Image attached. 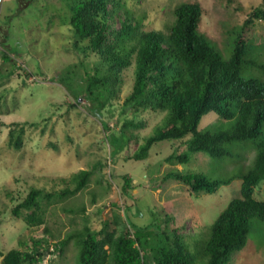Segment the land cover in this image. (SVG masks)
<instances>
[{
  "label": "rangeland",
  "instance_id": "1",
  "mask_svg": "<svg viewBox=\"0 0 264 264\" xmlns=\"http://www.w3.org/2000/svg\"><path fill=\"white\" fill-rule=\"evenodd\" d=\"M187 1L202 5L200 30L225 57L232 52L240 26L255 8L264 6V0H127L126 8L133 15V23L140 22L141 31H168L175 20L174 8ZM24 2H0V121L5 123L0 124V254L12 248L29 249L33 237H45L50 242L70 238L63 252L53 246L46 249L38 264H79L78 234L85 225L99 230L106 221L109 231L115 229L119 233L131 228L142 234L143 226L164 227L168 216L172 219L167 228L177 227L190 245L195 238H207L220 212L239 195L242 180L221 186L213 194H193L180 181L166 180V174L178 168L215 178L229 177L240 164H252L255 148L238 149L243 155L240 164L234 158L241 143L232 145V157L217 159L196 153L189 163L171 164L166 158L182 150L184 143L165 140L153 145L147 159H130L165 116L164 111L126 109L125 99L134 84V65L122 72L118 96L104 109L102 118L94 115L93 104L86 97L82 96L81 103L76 105L68 84L59 78L73 66L84 74L82 62L88 68L98 58L95 54L86 56L81 50L86 42L75 46L76 37L65 18L70 10L62 0ZM123 18L124 10L110 21L114 29L121 27ZM246 32L264 61V20L255 19ZM2 53H8L11 59L5 60ZM131 119L143 125L128 128L133 137L127 151L113 153L109 136ZM14 122L29 123L25 125L21 149L9 145ZM32 122L37 125H31ZM229 127L230 123L213 111L199 123V129L217 131ZM82 169L94 170L89 185L73 196L47 205L44 224L29 226L22 217L15 216L13 209L33 187L46 192L73 188L70 178ZM126 179L131 180L127 193L123 191ZM255 196L264 200V181ZM82 207L86 212L81 211ZM116 215L120 217L118 223L114 221ZM195 251L193 248L195 263L206 264L207 260L199 258ZM2 259L0 255V264ZM228 264H264L263 221L255 219L246 246L231 255Z\"/></svg>",
  "mask_w": 264,
  "mask_h": 264
},
{
  "label": "trees",
  "instance_id": "2",
  "mask_svg": "<svg viewBox=\"0 0 264 264\" xmlns=\"http://www.w3.org/2000/svg\"><path fill=\"white\" fill-rule=\"evenodd\" d=\"M19 1L25 3L27 0ZM62 1L70 10L65 18L76 37L75 46L86 42L81 50L86 56L95 54L98 58L88 68L82 62L84 74H79L73 66L59 78L60 82L68 84L75 104L81 103L82 96L86 97L93 104L94 115L102 118L104 109L118 96L122 72L134 65V84L125 99L126 109L165 112L162 124L139 145L130 159H147L153 145L165 140L184 143L182 150L166 158L171 164L189 163L196 153L217 159L232 157V145L241 143L236 148L239 154L234 158L240 164L243 158L238 150L240 147L252 146L256 150L252 164L247 167L240 164L229 177L215 178L204 172L178 168L166 174V180L180 181L193 194H213L221 186L242 180L239 195L220 212L207 238H195L190 245L177 227L167 228L172 219H168L169 216L164 227L163 224L143 226L142 234L131 228L119 233L115 229L109 231L106 221L99 230L85 225L78 234L79 264H196L193 248L199 258L207 260L206 264H228L231 255L246 246L255 219L264 222V200L255 196L256 189L264 181V61L253 41L247 39L246 32L255 19L264 20V6L255 8L240 26L232 52L225 57L200 30L204 14L200 3L178 4L173 10L175 20L168 31H141L140 22L133 23V15L126 8L127 0ZM122 10L121 27L114 29L110 21ZM2 55L5 60L11 59L8 53ZM211 111L228 121L230 127L217 131L199 129L203 116ZM0 124L5 125L1 121ZM27 124H12L9 131L12 148L23 147ZM103 125L108 128L107 124ZM142 125L135 119L125 121L120 131L109 136L114 145L112 152L127 151L133 137L128 128ZM93 173L92 169L79 170L70 178L75 186L59 192L33 187L13 209L15 216L22 217L29 226L44 224L47 205L85 189ZM130 187L131 180L126 179L123 191L127 193ZM81 211L86 212V208L82 207ZM119 218L116 215L114 221L118 223ZM69 239L50 242L45 237H33L29 249L12 248L0 254L3 256L1 264H38L46 249L53 246L63 252Z\"/></svg>",
  "mask_w": 264,
  "mask_h": 264
},
{
  "label": "built area",
  "instance_id": "3",
  "mask_svg": "<svg viewBox=\"0 0 264 264\" xmlns=\"http://www.w3.org/2000/svg\"><path fill=\"white\" fill-rule=\"evenodd\" d=\"M3 0H0V2H2Z\"/></svg>",
  "mask_w": 264,
  "mask_h": 264
}]
</instances>
